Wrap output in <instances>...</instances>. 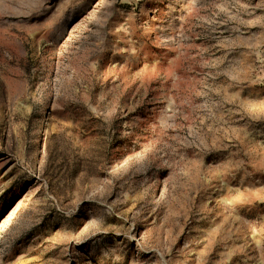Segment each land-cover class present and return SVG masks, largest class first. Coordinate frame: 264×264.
<instances>
[{"label": "rangeland", "instance_id": "374dc122", "mask_svg": "<svg viewBox=\"0 0 264 264\" xmlns=\"http://www.w3.org/2000/svg\"><path fill=\"white\" fill-rule=\"evenodd\" d=\"M0 264H264V0H0Z\"/></svg>", "mask_w": 264, "mask_h": 264}]
</instances>
